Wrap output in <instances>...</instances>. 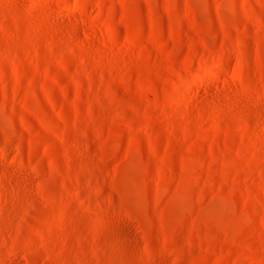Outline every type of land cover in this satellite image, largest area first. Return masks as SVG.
<instances>
[{"label": "rangeland", "instance_id": "374dc122", "mask_svg": "<svg viewBox=\"0 0 264 264\" xmlns=\"http://www.w3.org/2000/svg\"><path fill=\"white\" fill-rule=\"evenodd\" d=\"M0 264H264V0H0Z\"/></svg>", "mask_w": 264, "mask_h": 264}]
</instances>
